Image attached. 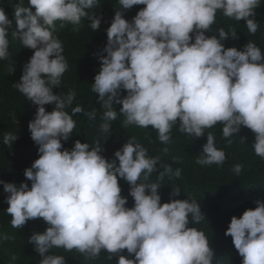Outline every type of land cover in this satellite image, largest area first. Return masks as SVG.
Masks as SVG:
<instances>
[{"label": "clouds", "instance_id": "clouds-1", "mask_svg": "<svg viewBox=\"0 0 264 264\" xmlns=\"http://www.w3.org/2000/svg\"><path fill=\"white\" fill-rule=\"evenodd\" d=\"M117 2L120 7L106 30V55L99 57L100 70L92 83L104 110L103 136L109 133L107 122L117 119L113 104L118 103L124 128L151 126L162 144L170 142L174 125L181 133L202 137L206 129L221 124L229 146L231 137L246 127L254 133L256 156L264 160V52L251 41L243 50L225 48L222 40L237 38L234 28H220L219 38L205 35L212 31L218 12L244 20L248 32L255 35L260 25L253 19L254 10L261 0ZM29 5L20 3L14 10L17 31L13 34L33 50L14 87L37 106L28 128L38 145V158L24 170L31 187L0 180L8 193L11 226L19 229L41 218L48 225L29 237L42 257L39 264H65L64 256L50 254L60 248L87 259H96L106 250L117 255L116 264H213L215 253L209 239L203 231L188 226L205 220L200 204L189 198L161 203L158 189L165 177L179 178L180 169L161 163L159 156H149L134 138L116 150L111 161L100 154V140L95 147L76 140L70 150L63 148L61 141H67L76 127L65 110L75 93L53 92L68 70L62 42L53 30L61 21L71 23L78 32L85 16L92 31L99 30L100 18L85 11L98 6V0H29ZM136 5L144 7L131 21L125 19L121 9ZM12 24L0 7V60L9 57ZM121 90L126 92L123 97ZM46 104L55 107L48 112ZM82 111L76 107L73 114ZM15 139V134L8 133L3 143L11 145ZM202 153L196 162L203 166H222L227 159L212 133ZM158 164L163 171L150 183ZM241 170L239 164L232 169L237 176ZM118 177L129 184L131 208L126 207ZM179 192L180 187L172 186L171 196ZM254 203L256 207L245 209L239 218L232 216L225 231L242 257L241 264H264V201ZM0 239L12 237L4 234ZM124 250L134 259L120 254Z\"/></svg>", "mask_w": 264, "mask_h": 264}, {"label": "trees", "instance_id": "trees-1", "mask_svg": "<svg viewBox=\"0 0 264 264\" xmlns=\"http://www.w3.org/2000/svg\"><path fill=\"white\" fill-rule=\"evenodd\" d=\"M29 7V0H0V7L4 9L9 19L13 20L9 28V57L0 60V180L11 182L19 186L21 182L31 187V182L24 176V170L38 158V145L31 139L28 128L29 121L34 119L37 106L24 97L14 84L20 81L23 65L33 55V50L22 45L21 41L13 34L17 31L14 21V10L18 4ZM120 7L117 0H98V6L85 9L89 15L95 14L100 18V27L92 31L88 16L82 18L79 31H73V25L67 22L57 21L53 35L62 42L63 55L68 63V70L62 76V83L53 88L57 95L74 92L75 98L72 105L65 110L72 115L76 127L67 141H61L64 149L70 150L74 142L88 143L95 147L100 140L101 155L108 160L115 159L114 152L122 147L130 138L143 145L149 156H159L161 163L169 164L175 169L181 170L179 178L165 177L164 183L158 189L161 203L170 199L195 200L200 204L205 220L199 224L189 223V227H196L205 233L214 250L213 264H241L242 257L234 247L231 236H226L225 231L229 226L232 216L240 217L245 209L255 208L254 201H264V160L256 156L252 145L255 140L254 133L241 126L238 134L231 139L229 146L222 136L223 125L206 129L202 137L188 136L179 131V126L174 125L170 133L171 140L168 144H162L158 140L157 132L149 126L139 128L135 125L123 127L124 117L119 114L122 105L113 104L117 111V119L108 121L109 133L106 138L100 131L104 110L97 99V94L92 91L94 76L100 70L99 57L106 55L103 51L107 43V28L110 26L115 11ZM144 5H136L124 10V18L131 21L136 13ZM33 11H35L33 9ZM253 19L260 25L259 31L252 35L248 32L245 21H235L217 13L216 23L212 25V31L205 35H216L218 30L225 31L234 28L237 38L229 37L222 40L225 48L235 47L243 50L249 42H254L264 52V0L254 10ZM126 95L124 90L120 96ZM46 111L51 112L54 104H46ZM81 107V113L73 114V109ZM94 113V116L92 115ZM8 133L15 134L11 145L3 143L4 136ZM215 136V144L218 149L226 153L227 159L222 166H203L197 164L202 153V146L207 141V135ZM167 149V151H165ZM178 160V162H176ZM118 162V161H117ZM241 165L242 170L237 176L233 171L235 165ZM163 168L158 164L157 172L149 178V182H156L158 172ZM122 196L127 198L126 207H133V198L129 195V184L119 178ZM172 186L180 187L178 196H171ZM7 196L3 184H0V236L7 234L11 240L0 239V264H39L42 257L35 250L29 237L34 232H43L48 225L43 219L29 220L23 227L15 229L11 226V217L7 213ZM50 254L65 257V264H116L117 255L109 254L102 250L96 259H87L75 251L68 252L64 249H52ZM129 259H134L127 250L122 253ZM111 255V259L107 257ZM15 256L16 260L12 257Z\"/></svg>", "mask_w": 264, "mask_h": 264}]
</instances>
